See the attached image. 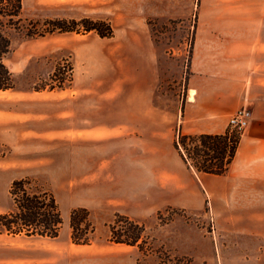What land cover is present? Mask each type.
I'll return each instance as SVG.
<instances>
[{
	"label": "rangeland",
	"instance_id": "obj_1",
	"mask_svg": "<svg viewBox=\"0 0 264 264\" xmlns=\"http://www.w3.org/2000/svg\"><path fill=\"white\" fill-rule=\"evenodd\" d=\"M260 14L264 0H22L21 28L36 34L10 33L5 63L14 86L0 90V213L12 205V181L22 179L27 192L53 196L62 223L54 237L0 233V264H264V153L255 160L258 181L246 174L206 184L210 176L199 173L193 208L149 205L141 213L132 212L140 174L112 162L117 153L175 152L196 50L212 47L218 56L223 38H233L228 32ZM58 20L66 30L50 29ZM78 207L95 228L89 244L70 238ZM115 213L145 224L143 252L106 240Z\"/></svg>",
	"mask_w": 264,
	"mask_h": 264
},
{
	"label": "crops",
	"instance_id": "obj_2",
	"mask_svg": "<svg viewBox=\"0 0 264 264\" xmlns=\"http://www.w3.org/2000/svg\"><path fill=\"white\" fill-rule=\"evenodd\" d=\"M217 8H213L211 15L218 13ZM263 22L264 14L255 15L247 25H244L241 32L235 29H232L233 32L229 31L228 35H232L233 38L230 36L223 38L226 39L225 48L218 56L213 57L216 49L211 47L209 50H204L200 46L194 55L198 60H194L187 80L186 95L178 121V133L223 134L227 130L229 116L237 108L249 106L252 111L251 119L245 132H242L228 173L224 175L201 173L203 176H210L205 182L212 178L223 180L225 177L233 175L241 177L246 174L249 176L243 177L244 180L258 181L255 180L258 178L255 160L260 158L257 153H264ZM210 28L215 29L214 26ZM247 31L249 32L246 34ZM222 33L220 36H225L223 30ZM191 90L193 97H190ZM112 162L121 171L140 174L138 189L142 196L139 207L136 205L132 210L133 213H141L149 205L152 208L164 204L194 207L197 201V181L201 180L198 174L186 165L177 150L175 152L167 150L165 153L161 150L147 149L142 150L141 153H117ZM150 172L156 181L155 187L151 190L157 195L153 204L149 200ZM204 189L206 192H211L208 186ZM122 213L129 211L122 210Z\"/></svg>",
	"mask_w": 264,
	"mask_h": 264
},
{
	"label": "trees",
	"instance_id": "obj_3",
	"mask_svg": "<svg viewBox=\"0 0 264 264\" xmlns=\"http://www.w3.org/2000/svg\"><path fill=\"white\" fill-rule=\"evenodd\" d=\"M21 13L22 0H0V90H7L14 86L13 77L5 59L11 48V30L25 28H21ZM48 23L51 25L50 29H57V32L66 30L65 22L62 20L48 21ZM34 26H36L35 23ZM25 34L32 36L36 33L25 28ZM238 137L239 134H232L228 138L227 131L216 135L178 133L174 147L186 165L196 174L220 175L227 170L234 156L239 142ZM187 146H191V149ZM198 158H201V161ZM8 192L12 205L9 211L0 213V233L48 237L57 235L62 220L52 195H47L43 191L27 192L22 179L13 180ZM88 215L89 211L84 207L71 210L69 227L73 243L89 244L93 240L95 228L91 219H88ZM145 228L144 223L115 213V221L108 225L106 240L114 244L136 247L139 252H143L146 249L147 236H149L144 235Z\"/></svg>",
	"mask_w": 264,
	"mask_h": 264
},
{
	"label": "built area",
	"instance_id": "obj_4",
	"mask_svg": "<svg viewBox=\"0 0 264 264\" xmlns=\"http://www.w3.org/2000/svg\"><path fill=\"white\" fill-rule=\"evenodd\" d=\"M251 119V111L246 107L237 108L228 118L227 130L235 134H241L248 126Z\"/></svg>",
	"mask_w": 264,
	"mask_h": 264
},
{
	"label": "bare ground",
	"instance_id": "obj_5",
	"mask_svg": "<svg viewBox=\"0 0 264 264\" xmlns=\"http://www.w3.org/2000/svg\"><path fill=\"white\" fill-rule=\"evenodd\" d=\"M190 97H193V90L190 91Z\"/></svg>",
	"mask_w": 264,
	"mask_h": 264
}]
</instances>
